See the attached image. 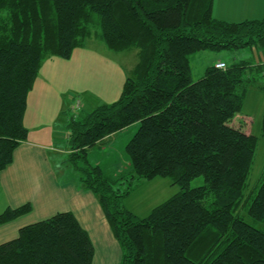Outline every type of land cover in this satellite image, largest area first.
<instances>
[{"label":"trees","instance_id":"trees-1","mask_svg":"<svg viewBox=\"0 0 264 264\" xmlns=\"http://www.w3.org/2000/svg\"><path fill=\"white\" fill-rule=\"evenodd\" d=\"M214 1L0 0V174L28 138L27 98L47 59L70 58L89 39L138 49L120 97L71 114L66 125V163L98 197L120 264H264V176L246 193L259 138L238 117L264 76V16L218 18ZM244 48L251 59L220 60L222 68L217 61L193 79V53ZM133 124L140 127L125 145L131 171L110 176L90 162L92 147ZM157 176L181 190L146 216L121 206L135 180ZM199 176L204 184L191 187ZM32 209L31 202L8 207L0 225ZM95 252L74 212L60 211L0 243V264H94Z\"/></svg>","mask_w":264,"mask_h":264},{"label":"crops","instance_id":"crops-1","mask_svg":"<svg viewBox=\"0 0 264 264\" xmlns=\"http://www.w3.org/2000/svg\"><path fill=\"white\" fill-rule=\"evenodd\" d=\"M218 1L223 5L220 11L226 15L222 19L240 21L264 16V0H215L214 13ZM102 57L100 60L97 51L87 45L75 48L70 58L53 56L44 62L27 98L24 123L29 129L28 138L0 174V213L28 202L33 209L0 225V243L17 237L20 228L27 224L60 211H72L92 237L96 249L94 264H114L119 255L120 264L122 249L98 197L81 184L77 173L66 163L70 153L67 119L83 111L74 112V106L80 102L85 108L89 103L94 109L116 101L122 93L127 78L125 68L108 61V55ZM87 111L90 110L84 112ZM133 125L100 143L110 139L116 142L118 135Z\"/></svg>","mask_w":264,"mask_h":264},{"label":"rangeland","instance_id":"rangeland-1","mask_svg":"<svg viewBox=\"0 0 264 264\" xmlns=\"http://www.w3.org/2000/svg\"><path fill=\"white\" fill-rule=\"evenodd\" d=\"M219 4V5H218ZM215 17H225L226 15L220 11L223 8L222 2L218 1ZM263 17V16H262ZM87 45L90 49L99 55V59H103L102 56L108 55V61L116 62L125 68V73L131 74L138 63V49L114 51L109 49L107 45L98 40L89 39ZM254 56L252 49L244 48L239 50H201L193 53L190 56L192 66L193 79L199 80L205 75L206 68L221 59L227 63L232 64L241 59H251ZM115 63V64H116ZM94 102V100H91ZM82 107L83 106V103ZM94 106L89 103L86 104L83 111L80 113L93 109ZM74 112L78 108H73ZM264 115V76L260 77L256 85L252 86L248 91L245 99L242 113L238 115L243 124V128L248 133L256 134L259 138L258 146L255 153L254 165L249 178V186L246 191L247 195L254 189H257L259 183L264 176V133L262 131V120ZM140 124L133 125V127L127 131H123L118 135V140L112 143V139L100 143L92 147L89 151V160L92 164H100L104 171L110 175L118 177L120 174L128 173L131 171L130 160L127 152L125 151V145L133 137V135L139 129ZM124 134V135H123ZM122 137V141H121ZM204 184L203 176L196 177L190 183L191 187H196ZM128 181H123L120 187L124 189L127 187ZM181 190V187L177 184H173L170 177L157 176L153 179H139L135 180V190L128 196L121 199V206L126 207L133 211L138 216H146L151 209L158 204L167 200L177 192ZM246 221L253 222L252 218L247 214L243 216ZM110 258H113V253ZM120 257V255H119ZM119 257L114 264H119Z\"/></svg>","mask_w":264,"mask_h":264},{"label":"built area","instance_id":"built-area-1","mask_svg":"<svg viewBox=\"0 0 264 264\" xmlns=\"http://www.w3.org/2000/svg\"><path fill=\"white\" fill-rule=\"evenodd\" d=\"M216 66L222 68V67H226V64H225V62L220 61V62H218V63L216 64ZM80 107H81V103H80V102H78V103L74 106V108H78V110H79Z\"/></svg>","mask_w":264,"mask_h":264}]
</instances>
